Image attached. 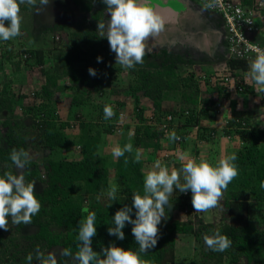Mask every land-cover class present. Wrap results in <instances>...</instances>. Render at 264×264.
Masks as SVG:
<instances>
[{
    "label": "trees",
    "instance_id": "1",
    "mask_svg": "<svg viewBox=\"0 0 264 264\" xmlns=\"http://www.w3.org/2000/svg\"><path fill=\"white\" fill-rule=\"evenodd\" d=\"M88 1L81 0L82 9H87ZM240 2L242 6L252 8L256 16L255 25L259 27L250 36L247 32L244 33L253 43L264 49V0ZM59 4L61 3H54L62 11L63 7ZM53 10L49 12L60 16L57 15L59 11ZM91 39L92 37L80 44L71 38L66 51L58 49L54 52L59 44H53L52 68L45 67L42 49L21 47L13 51L9 40L0 46V62L16 57L14 67L19 68L22 61L28 67L37 66L44 77V83L24 102L21 98L14 101L7 83L0 91V164L13 166L10 159L12 149H24L28 152L30 147H34L40 155L39 161L29 160L24 175L26 182L35 183V197L41 208L32 216L30 224H14L15 231L21 237L19 239L27 241L22 250L24 254L34 249L37 244H45L50 251L57 254L58 264H64L66 259L74 264L72 257H65L61 253L65 248L70 249L73 254L78 250V223L88 214L83 211L85 207L89 212L96 213L97 232L92 240L94 251L99 252L111 242L138 252L139 245L131 233V225H126L123 229L124 240L108 235L107 228L112 226V216L125 204L131 205L133 192L143 195L144 175L157 160L163 166L171 164L173 169L179 170L184 161L176 163L177 158L173 155L178 151V146L184 149L183 143L190 141L187 137L190 127L203 119L213 121L214 117L212 126L204 125L201 126V131H197L198 139L211 141L221 127L224 140L232 139L234 144L237 140L240 141L239 147L232 152L237 156L234 163L238 167V176L223 190L224 194L218 203L222 214L221 221H205L194 213L190 214L192 210L186 211V216L178 217L177 208L183 206L184 202L191 203V192L174 191L169 201L175 209L165 208L169 218L158 226L161 235L157 246L139 253L140 258L149 264H177V239L187 234L196 244V252L191 257L192 264H264V189L260 188L261 181H264V93L257 92L258 86L247 75L251 61L230 57L226 59L227 66L222 68L221 76L215 72L196 71L189 67H184L186 75L180 76L177 66L180 70L181 66L190 64L191 61L177 52L167 54L162 51L157 62L143 61L142 64H137L129 69L133 78L125 89L124 98L119 96V90L110 89L113 106L124 110L129 101L130 108L127 106L125 112H133L135 120L130 122L132 118L129 115V118L124 119L126 131L120 129L118 133V127L114 124L117 111L114 110L115 115L111 119L105 120V104H94L89 101L88 94L93 90L102 91L108 88L119 67L112 65L107 55L92 50L95 45ZM209 45V41L204 40V46ZM97 57H101L102 61L98 63ZM89 67L96 70L95 77L89 75ZM62 78L68 79L69 84H63L60 81ZM68 89L74 93L71 96L66 93L64 100L69 99L66 114L56 121L55 118L59 117L51 109L49 99L55 91L65 93ZM80 90L85 91L86 95H80ZM233 92L235 95L257 93L258 102L255 107H261L258 114L261 117L257 124L251 121V115L246 109L240 108V111L234 112L236 102L231 96ZM176 95L180 102L172 105L170 100ZM221 99L229 100L228 112H224V108L219 111L216 108V102ZM84 106L88 111L87 119L80 110ZM16 107H19V111H15ZM166 115L171 117V123H176L171 124L174 128L164 131L158 128V124L170 123ZM72 125L78 130L76 134L71 132ZM172 131L180 137L179 140L169 139ZM109 134L111 138L114 135L120 137L112 140L115 145H133L132 153L115 158L113 175L120 179V184L117 186L116 200L110 202V206V203L103 204L97 197L101 189L108 186L110 167L101 149V139L103 135ZM180 140L184 142L181 144ZM160 141L167 143L168 152L162 150ZM195 141L194 137L190 146ZM70 146L73 150L77 148V155L56 160L42 158L43 152L67 150ZM135 147L147 151L139 163L134 162ZM198 155L197 151L184 157L195 159L194 156ZM125 159L128 160L127 164L124 163ZM170 159L173 161L168 163ZM207 162L213 164L211 161ZM168 169L170 172L173 170L170 167ZM5 172L15 174L12 169L3 167L0 169V176ZM8 219L10 223L11 218ZM217 229L232 241L231 247L224 252L211 251L203 240L204 235H212ZM0 253V260L7 257L9 264H26V259L17 252L5 254L2 250Z\"/></svg>",
    "mask_w": 264,
    "mask_h": 264
},
{
    "label": "clouds",
    "instance_id": "2",
    "mask_svg": "<svg viewBox=\"0 0 264 264\" xmlns=\"http://www.w3.org/2000/svg\"><path fill=\"white\" fill-rule=\"evenodd\" d=\"M94 1L89 0L86 6L87 9H82L81 6L83 4L79 3L78 0H66L70 7L69 11L71 9L73 11L76 6L79 7L75 8L77 12L73 11L75 13L74 18L80 14L83 16L82 20L88 25H92L94 23L93 18L98 16L97 12L94 13ZM97 1L99 2V0ZM185 1L191 3L193 0ZM100 2L105 5L104 12L108 18L104 22H97V31L101 38L108 40L110 50L115 53V64L128 69L134 68L137 64H142L143 57L146 54L147 39L149 37L154 38L165 28V21L160 12L151 5L150 0H100ZM196 3L197 11L210 13L201 9L200 3ZM22 4L36 7L37 11H39L42 8H47L49 0H39V5H37V0H0V40L8 41L20 35L22 18L19 13L20 5ZM207 7H211V5L209 4ZM58 13L61 16L62 13ZM215 16L220 20V36L223 38L225 45L226 30L224 23L221 17ZM67 30L58 27L52 31L51 42L53 44L64 42L66 34H69ZM74 34L72 39L76 40ZM70 42L68 45H70ZM23 58L25 57L23 56ZM96 59L98 63L102 61L101 57ZM226 59L228 58L225 47L223 66L212 72L221 76L222 68L227 66ZM88 73L93 77L97 75L96 70L91 67L88 68ZM247 75L258 86L257 92L264 93V50L257 49V55L252 59ZM180 83H183V81H180ZM201 91L203 92V89ZM32 92L33 90L23 93L24 99L22 102L29 99L33 94ZM223 100L216 102L218 111L224 108ZM118 109L117 106L105 105L103 112L104 119L108 120L115 115L114 110L117 111L118 116L117 120L115 118L114 124L118 127L119 133L120 129L126 131L125 120L128 118L127 115L130 114H127L125 110ZM131 115L132 119L129 121L133 122L135 121L133 112H131ZM167 117L170 116L166 115V119ZM167 120L170 122L168 124L165 123L167 129L174 128L172 125L176 122L171 123V119ZM162 125L158 124V128L161 129ZM201 126H204L201 121L193 124L187 133L188 139L196 138L197 146L200 142L210 141L197 138V131H201ZM132 129L133 127L130 133H132ZM221 129L216 131L212 140L217 137L223 138L222 132L219 134ZM169 139L177 141L180 137L176 135L175 131H172L169 134ZM180 142L182 144L184 140H180ZM159 145L163 151H169L166 142L160 141ZM178 151L184 152L185 149H181L178 146ZM132 152L133 145L131 143H127L123 147L116 145L112 148V156L114 158H120L125 153ZM140 158V152L137 150L134 162L139 163ZM179 158L182 162H185L182 163V167L179 170L173 169L171 172L166 166L162 165L160 160H157L154 166L147 170L144 175L143 195L139 192H133L131 205L125 204L112 216V226L107 228L108 235L115 236L118 240H124L123 229L126 225H131V233L135 242L139 245L138 252L124 249L111 242L106 247H102L99 252L94 251L92 240L97 232L96 213L89 212L87 207H85L83 211L88 214L85 219L78 223V250L73 254L70 249L65 248L61 254L65 257H72L74 264H149L148 261L140 258L139 253L147 252L157 246L161 235L158 226L169 218L166 215L165 208L172 209L173 205L170 204L169 197L174 191H179L180 193L190 191L191 204L194 211L206 212L218 206L223 190L238 176V167L234 163L237 159L235 153L220 159L216 166L205 160L197 163L195 159L186 158L183 155ZM10 159L16 169V174L5 172L3 176H0V230L5 232L9 231V217L13 224H30L32 216L37 214L41 208V204L35 197V183H29L25 180L24 171L25 166L29 163V153L24 149H12ZM124 163L127 164L128 160L125 159ZM181 177L183 182H181ZM260 188L264 189V181H261ZM117 191L116 186H112L108 190L107 195L112 202L116 200ZM110 205L111 203L108 206ZM186 211L188 209L177 208V214L183 213V216H186ZM203 240L207 248L214 252H224L232 245L229 237L221 234L218 229L212 235H204ZM26 259L28 264H32L33 259H35L36 264H58L57 254L52 251L45 254L37 249L35 256L29 254Z\"/></svg>",
    "mask_w": 264,
    "mask_h": 264
},
{
    "label": "rangeland",
    "instance_id": "3",
    "mask_svg": "<svg viewBox=\"0 0 264 264\" xmlns=\"http://www.w3.org/2000/svg\"><path fill=\"white\" fill-rule=\"evenodd\" d=\"M59 2L61 3L59 5L63 7L62 11H60L57 5L56 6L54 5V3H59ZM78 2L80 3L81 0H78ZM150 3L152 6L156 8L157 11L160 12L161 16L162 14L169 15V14H165L164 13L165 11H163V9H160L162 7L165 8L162 4L164 3L169 4L167 6L168 7L167 10L177 9L178 7L176 3H173V1L169 2L168 0H150ZM183 3L189 8V10L191 9L190 10L191 13H195V12H192V10H194L197 7L196 2L192 1L191 3H189L188 1L183 0ZM94 4H95L94 13L97 12L98 16L93 18L94 23L92 25L91 24L88 25L84 20H82L83 16L80 14H78V16L74 18L75 13H73V11L77 12V9L75 8H79V7L78 6H76L75 8L72 7L73 11L72 9L71 11H69L70 7L67 4L66 0H49V5L47 6V8H42L39 11H37L36 7L29 6L27 4H22L20 5V13H19V15L22 18L21 25H20V35L15 38L10 39L9 41H10V44L12 46L11 48L13 51H17L21 47L28 48V49H42L45 55V59H44V62L46 64L45 67L49 66V68H52V65L54 63V60L52 57L53 56L52 52L54 49H53V43L51 42L52 31H54L55 29L59 27L60 29H68L67 32H69V34L68 33L66 34L64 42L58 43L59 46L54 50V52H56L58 49L60 50L62 49L66 51L69 48L68 44L71 41V38H73V35H72L73 33H76L75 38L80 44H83V41L92 37L91 40L93 41L95 45L92 48V50L94 49V51L102 53L103 55H107L110 58L112 65L118 66L119 70L121 71L114 72V76L110 80V85L108 88L102 89V91L93 90L88 94V98H89V101H93L94 104L99 105L102 103L105 105L112 106L114 101H113V97L109 89H112V88L118 89L119 96L124 98V96H126L125 89L127 88L128 83L132 80L133 77L129 74L128 68H124V67H121L119 64H115V53L110 50L108 40L106 38H101L99 36V32L97 31V22L98 21L104 22L107 20L108 17L104 12L105 5L103 3L95 0ZM37 5H39V0H37ZM57 8L60 13H63L61 14L59 18L58 16L55 15V13L51 14V12H49L50 10H53V9H54L53 11L56 12ZM57 15H60V14L57 13ZM56 23H58L59 25H57ZM165 27L166 28L163 31L165 33L170 34L171 26L170 25L167 26V24H165ZM149 40L150 39L148 38L146 41L147 48H146V54L143 57V61L146 63H154V61L156 60L155 59L156 56L158 57L157 60H159L160 57L162 56V51H164V53H167V52H165L164 48H162L161 45L153 46V44L149 43ZM186 44H193V46H191L189 50H190V54L194 57L196 54L195 53L196 50H198L199 46L202 45V42L199 39H195L192 42L185 41V40L181 41L178 39V40H174L173 43L169 42L168 49L175 51L177 53L181 52L182 49H185L186 51L184 52H186V55H187L188 49H186L185 47ZM3 45H5V41L0 40V46H3ZM6 46H10V45L6 44ZM213 51H215V56L217 58L224 55V53H222L223 55L220 54L219 53L220 51L217 48H214ZM169 53L170 52H168V54ZM181 55L182 56L184 55L183 52L181 53ZM16 60H17L16 57H11L10 60H2L0 62V91L2 89V86L7 83V85L10 87V96H12V98H15L14 101H16L17 98H21L23 101L24 99L23 93H27V92H31L32 90L34 91L36 89H39L40 85L44 83V77L39 73L38 71L39 69L37 66H35L34 68H31L30 66L28 67L27 65L23 64L21 61L19 68L14 67L13 62H15ZM210 61L212 62L211 57H208V59L206 58L201 67H203V69H206V70L211 69L213 66L209 64ZM184 67L191 68L192 66L191 64L183 65L181 66L180 70H179V66H177L178 74L180 76L186 75L185 71H183ZM60 81L63 84L65 83L69 84L68 79L62 78V80L60 79ZM66 93L71 96L73 95L74 92L71 89H68V91H66L65 93L55 91L53 95L51 96V98L49 99L51 109L53 110L54 114H56V116L59 117V119L55 118L56 121H59L60 118L66 114L65 109L68 108V104H69L68 103L69 99L64 100ZM79 94L86 95L85 91L83 90H80ZM26 100H29V99H26ZM45 101H47V99ZM86 108L87 107L84 106L80 110L83 112L82 115H84V118L87 119L88 111ZM18 109L19 107H16L15 111H19ZM123 109L125 110L126 107H124ZM127 114H130V113H127ZM127 117L129 118V115H127ZM131 117L132 116L130 114V118ZM77 131L78 130L75 128V126L71 128V132L76 134ZM219 134H220V131H219ZM110 136H111L110 134L107 136L103 135V138L101 139V145H103L101 146V149H103V152L105 153L108 159L107 164L110 167L108 186L106 188L101 189V193L99 194V196H97L98 199L103 204L105 203L109 204L110 202H112L108 198V195H107L110 187L112 186L117 187L120 184V179L115 178L113 175L114 174L113 165L115 162V158L112 156V148L116 145H115V142L112 140L116 139L117 136L114 135V137L112 138ZM118 138L120 139L119 136ZM192 139H190V141H193ZM219 141H220L219 137L211 141H206V142H209L210 144L206 143V145H208L207 148H204L201 150L200 148L197 147L196 142L192 146H190L191 143H187L186 145H187V148L192 152L191 153L192 155L197 151L198 153L205 151L202 155V158L199 157V155L194 156L196 157L195 160L211 161L213 163L212 165L216 166L220 159L224 158L225 156L231 155L232 152L235 151L236 148H238L240 145L239 140H237V143L234 144V141L229 138H226V140H224L221 144ZM218 147H221L222 150ZM214 149H216V152ZM76 150L77 148L73 150L72 146H70L67 148V150L58 149L55 151H50V153H47L46 151L42 153V158L50 157L53 160L61 159L63 157L68 158V157L77 155L78 153L75 152ZM137 150H139L140 152V157L146 156L147 151L139 147L134 148V155H136ZM28 153H29V160L37 161L40 159L39 152L38 150H36V148L30 147ZM3 165L4 164H0V169L3 167H6V168L8 167L9 169H12L16 174V169L14 165L13 166H3ZM187 203L188 204L184 202L183 206H181L180 208L188 209V211L189 209L192 210L190 214L194 213L195 216H200L205 221H210V222H215V223H218L221 221L222 214L218 206L206 212H196L194 211L192 204L189 202ZM172 209H175V208L172 206ZM254 210L255 209H252V211ZM181 216H183V213H180L178 217L181 218ZM8 228H9V231L7 232L0 230V252L2 250H4L5 254H8L9 252H17L18 255H20V257H24L26 259V257L29 254H33V256H35L37 249L41 252H44L45 254H47L50 251L49 248L45 246V244H37V246L34 249H31L30 251H28L27 254H24L22 250L26 247L27 241L24 239H19L21 237L18 231H15L14 224L12 222L8 224ZM195 245L196 244L194 243L191 236L187 234L179 236V238L177 239V246H176V249H177L176 250V253H177L176 263L177 264H192L191 257L193 253L196 252ZM7 263L8 264L10 263L7 257L4 258L3 261L0 260V264H7ZM72 263L73 262L71 260L66 259L64 264H72ZM26 264H28L27 259H26ZM32 264H36L35 259H33Z\"/></svg>",
    "mask_w": 264,
    "mask_h": 264
},
{
    "label": "crops",
    "instance_id": "4",
    "mask_svg": "<svg viewBox=\"0 0 264 264\" xmlns=\"http://www.w3.org/2000/svg\"><path fill=\"white\" fill-rule=\"evenodd\" d=\"M168 1L169 2L173 1V3H176L178 5L177 9L169 10L170 12H164L165 14H169V15L162 14V17L165 21V24H167V26L168 25L171 26V30H170L171 32H170V34H168V33H165L164 31H162L157 36H155L154 38L149 37V39H150L149 43L153 44V46H160L161 45L162 48H164L165 52H167V54H168V52H170L172 54L175 51L168 49V43L169 42L173 43L174 40H178V39L181 41L185 40V41L192 42L195 39H199L202 42V45L199 46L198 50H196V52H195L196 54L194 57L190 54V50H189V48L191 46H193V44H186L185 47H186V49H188L187 55H186V52H184V51H186L185 49H182V51L178 52V53L181 54L183 52V54H184L183 57L191 61V63H190L192 66L191 68L195 69L196 71L204 70V71L212 72L213 70L215 71V70L220 69V67H222L223 63H224L223 62V56L217 58L215 56V51H213L214 48H217L220 51L219 52L220 54L224 53V51H225L224 40L220 36V20H219V18H217L214 14L197 11V7L194 10H192V12H195L196 14L191 13L190 12L191 9L189 10V8L183 3L182 0H168ZM164 4H162L165 7V8L162 7L163 10L167 9L168 8L167 6L169 5V4H165V5ZM197 15H199V16H197ZM202 16H204V17H202ZM56 24L59 25L58 23H56ZM200 32H201V34H200ZM263 39H264V37H263ZM204 40L209 41V44H210L209 47L204 46ZM208 57H211L212 62L210 61L209 64L212 65L213 67L211 69L206 70V69H203V67H201V66L204 63V60L206 58L208 59ZM157 58L158 57L156 56V58H155L156 61H157ZM198 58H200V59H198ZM184 65H189V64H184ZM183 71H185V70H183ZM185 73H186V71H185ZM202 89L204 90V87ZM231 96L236 102V105L234 107V112L240 111V108L246 109L247 113H249L251 115V121L254 122V124H257L259 118L261 117L258 115L259 114V110H258L259 107L258 108L255 107V104L258 102L257 101V93L255 92L253 95H250V94L235 95L233 93V95H231ZM170 102L173 103L172 105H175V104L177 105V103L180 102V99L176 95L174 99L170 100ZM223 102H224L223 103V107H224L223 111L228 112L229 110H228L227 104L229 103V100L228 101L223 100ZM127 106L130 108L129 101H127V103H126V107ZM130 114H131V112H130ZM203 118H205V116ZM212 119H213V121L203 119V120H201V124L205 125V127L206 126H212L213 122H215V118L213 117ZM223 139H225V138H220V141H219L220 144L224 141ZM186 142L192 143V141H186ZM186 142L184 144L185 145V147H184L185 151L184 152L177 151L176 154L173 155V156H175V159L177 158V163L181 162V160L179 158L181 155H183V156H185V154H187L188 156L192 155L191 154L192 152L187 148ZM206 143L210 144L209 142H200L197 147L200 148V150L207 148L208 145H206ZM221 147H218V148L221 149ZM214 150L216 152V149H214ZM204 152L205 151L200 152L199 157L202 158V155ZM225 152H227V151H225ZM172 161L173 160L170 159V161L169 162L167 161V162L170 163ZM169 167L171 169L174 168V166L171 164H170V166H168V168Z\"/></svg>",
    "mask_w": 264,
    "mask_h": 264
},
{
    "label": "built area",
    "instance_id": "5",
    "mask_svg": "<svg viewBox=\"0 0 264 264\" xmlns=\"http://www.w3.org/2000/svg\"><path fill=\"white\" fill-rule=\"evenodd\" d=\"M200 3L201 9L221 17L226 30L227 58H244L247 61L257 55V49L264 50L260 45L253 43L250 34L259 27L255 25L256 16L252 8L242 6L240 0H193ZM211 7H207V5ZM252 6V5H251ZM247 7V8H245ZM244 32H247V36ZM246 35V36H245ZM167 119H171L167 117ZM162 129L166 130L164 123Z\"/></svg>",
    "mask_w": 264,
    "mask_h": 264
},
{
    "label": "water",
    "instance_id": "6",
    "mask_svg": "<svg viewBox=\"0 0 264 264\" xmlns=\"http://www.w3.org/2000/svg\"><path fill=\"white\" fill-rule=\"evenodd\" d=\"M156 7H158V6H156ZM160 8V7H159ZM160 9H162V8H160ZM168 9V8H167ZM167 9H164L163 11H165V12H170L169 10H167Z\"/></svg>",
    "mask_w": 264,
    "mask_h": 264
}]
</instances>
